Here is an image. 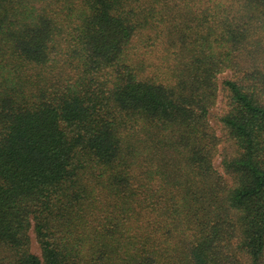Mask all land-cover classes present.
Returning <instances> with one entry per match:
<instances>
[{"label": "trees", "instance_id": "obj_1", "mask_svg": "<svg viewBox=\"0 0 264 264\" xmlns=\"http://www.w3.org/2000/svg\"><path fill=\"white\" fill-rule=\"evenodd\" d=\"M0 264H264V0H0Z\"/></svg>", "mask_w": 264, "mask_h": 264}, {"label": "rangeland", "instance_id": "obj_2", "mask_svg": "<svg viewBox=\"0 0 264 264\" xmlns=\"http://www.w3.org/2000/svg\"><path fill=\"white\" fill-rule=\"evenodd\" d=\"M227 75H229V72L224 73V74H223V77H225V76H227ZM222 104H223V92L220 93L219 100H218L217 105H216V107H215V111H216V112L219 111V109L221 108ZM212 122H213V124L215 125V128H217V132H218V134H221L220 125L218 124V122H217L215 119H212ZM220 161H221V156H217V157H216V160H215V165H216V167H217L218 169L221 170V164H220ZM35 248H36V250L39 251V249H37V246H35Z\"/></svg>", "mask_w": 264, "mask_h": 264}]
</instances>
